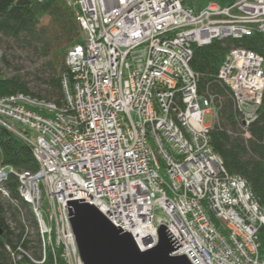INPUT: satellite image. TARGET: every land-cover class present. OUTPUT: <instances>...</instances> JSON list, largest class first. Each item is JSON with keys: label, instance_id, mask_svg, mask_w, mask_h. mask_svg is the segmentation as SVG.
<instances>
[{"label": "built area", "instance_id": "obj_1", "mask_svg": "<svg viewBox=\"0 0 264 264\" xmlns=\"http://www.w3.org/2000/svg\"><path fill=\"white\" fill-rule=\"evenodd\" d=\"M68 1L84 42L67 53L62 104L0 99V124L39 164L0 169V192L11 199L4 183L15 175L39 230L41 253L20 248L15 264H84L67 202L79 199L131 232L141 251L158 245L163 224L182 245L172 256L192 264H264V208L214 150L219 102L199 93L191 66L193 45L264 34V0H213L200 10L187 0ZM219 79L247 129L263 101L264 58L234 48Z\"/></svg>", "mask_w": 264, "mask_h": 264}, {"label": "trees", "instance_id": "obj_2", "mask_svg": "<svg viewBox=\"0 0 264 264\" xmlns=\"http://www.w3.org/2000/svg\"><path fill=\"white\" fill-rule=\"evenodd\" d=\"M213 0H187L200 10ZM216 1V0H215ZM6 38L21 49L30 50L46 60L47 85L44 95L32 92L18 78L0 76V99L17 94L30 95L61 105L64 100L63 80L70 73L66 57L70 49L84 42L77 20V8L68 0H0V41ZM234 48L253 51L264 58V34L255 31L241 38L214 40L207 46L193 45L191 66L200 75L199 93L213 95L220 106L219 122L210 132L214 150L221 156L227 171L248 180L264 208V95L254 121L246 129L235 106L232 90L219 79L227 55ZM38 172L33 150L22 138L0 125V169ZM4 187L16 205L0 200V264H15L20 248L41 253L38 224L30 204L19 192V180L9 174ZM2 197V193L0 192ZM32 229L34 234H32ZM261 255L264 256V226L259 231ZM50 257L48 264H53Z\"/></svg>", "mask_w": 264, "mask_h": 264}, {"label": "water", "instance_id": "obj_3", "mask_svg": "<svg viewBox=\"0 0 264 264\" xmlns=\"http://www.w3.org/2000/svg\"><path fill=\"white\" fill-rule=\"evenodd\" d=\"M67 202L84 264H192L186 254L172 256L182 245L163 224L158 230V245L141 251L131 232L117 228L96 206L85 203V199Z\"/></svg>", "mask_w": 264, "mask_h": 264}, {"label": "rangeland", "instance_id": "obj_4", "mask_svg": "<svg viewBox=\"0 0 264 264\" xmlns=\"http://www.w3.org/2000/svg\"><path fill=\"white\" fill-rule=\"evenodd\" d=\"M47 71L46 60L40 55L33 51L17 47L11 40L1 38L0 76H6L9 78L16 77L20 81L27 83L28 88L32 92H41L44 95L47 85L44 84L43 80L47 77ZM211 120V115L207 114L205 116V124L210 125L212 122ZM0 125L4 126V124ZM16 128L21 130L19 125H16ZM0 200L6 205H16L15 201L11 200L5 194L2 195V197L0 195ZM42 205L44 210L48 208V201L45 195L43 196ZM32 232V234H34L33 229Z\"/></svg>", "mask_w": 264, "mask_h": 264}]
</instances>
